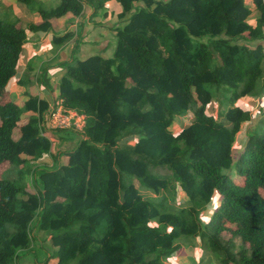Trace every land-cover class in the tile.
<instances>
[{
	"label": "trees",
	"instance_id": "obj_1",
	"mask_svg": "<svg viewBox=\"0 0 264 264\" xmlns=\"http://www.w3.org/2000/svg\"><path fill=\"white\" fill-rule=\"evenodd\" d=\"M108 1L56 0L38 7L39 24L0 18V264H21L40 234L53 252L34 264H163L181 239L197 237L219 264H264V111L247 131L235 173L223 170L251 120L234 101L253 93L264 72V0H115L129 18L117 27L112 56L62 63L57 98L84 114V130L67 132L77 141L64 165L61 153L52 166L34 165L50 152L38 123L47 104L29 96L20 106L7 89L27 31L77 18L86 6L93 19ZM220 95L228 107L218 120L206 110ZM215 191L219 203L202 223Z\"/></svg>",
	"mask_w": 264,
	"mask_h": 264
},
{
	"label": "rangeland",
	"instance_id": "obj_2",
	"mask_svg": "<svg viewBox=\"0 0 264 264\" xmlns=\"http://www.w3.org/2000/svg\"><path fill=\"white\" fill-rule=\"evenodd\" d=\"M248 2V0H247ZM56 0H36L33 4H22L20 2H17L16 0H2L0 2V18L5 19L7 22H16L17 24H21L22 22H34L36 23L38 21V17L40 16V13L37 11L39 6H42L44 9H49L55 6ZM114 9H116L117 5L119 6L120 10L116 11V13L113 15L112 12H107L105 15H103V9L99 10L96 12V16L93 18L95 21L93 22L94 27H99L102 29H98L94 34L98 32L99 37H102L103 39H112L108 45V47L113 46L116 44L117 40V27L122 28L126 23L129 18L128 13H121V6L118 2L113 1L110 3ZM110 6L109 8H112ZM256 15L253 14L249 18L250 23H254ZM69 22L73 20L74 17L69 16L66 17ZM81 19V17H80ZM92 19V20H93ZM83 22V21H82ZM82 24V23H81ZM81 26L78 27V33L81 32ZM100 32L102 35H100ZM43 37H46V39L49 41L50 48L52 51H55L56 49V43L51 42L52 40V34H44L42 35ZM241 43V41H240ZM115 46V45H114ZM26 53L24 54V60L26 59ZM99 56V55H98ZM107 56L101 55V58H106ZM109 57V56H108ZM107 57V58H108ZM35 58H32L30 60L31 62H34ZM24 62L21 63L20 68H24ZM263 66H264V61H263ZM28 73H20L19 72V64L17 66V75L13 77L9 82H8V97L12 100H21L25 96V87L20 86V87H14L13 82L17 77L23 76V78L28 77ZM42 76V75H41ZM31 77V74L29 75ZM45 76H43L44 78ZM31 91L33 92L34 95L38 94L37 93V88L35 84V78H32V83L29 87ZM28 87V89H29ZM57 94H58V87L56 88ZM234 105H237L238 107H241L243 109L248 110L251 113V120L249 122L243 123L241 126L240 131L236 134L235 141L232 145V159H233V165L224 168V171H228L232 174L235 173V167H234V162L239 154V152L242 149V146L244 144L245 138L247 136V131L251 128V123L256 119V117L259 115L260 111H264V72L263 75L260 78V81L258 83V86L256 90L248 94L244 97H241L237 100L234 101ZM228 107V100L226 97L220 95L218 99H213L211 100L210 104L207 107L206 113L211 114L215 119H222L223 118V112L224 110ZM192 116L190 114L183 116V117H177L175 120L174 125L171 127V130L174 132H177L180 130V128L186 126L190 118ZM46 119L42 122V126H46ZM17 132V131H16ZM43 132V131H42ZM50 133L49 130L45 131L43 133ZM59 132H56V136L58 137H52L56 139V141H51L50 143V152L49 154H45L42 158L37 159V161L34 162V165L38 164H43V165H48L52 166L53 163L55 164V155H58L61 153L60 157L58 158V161L60 165H64L67 162V158L65 156V151L70 149L76 144L77 141V135L75 134L72 136L71 134L67 137L63 136L61 137ZM60 151V152H58ZM54 157V159H53ZM54 160V161H53ZM52 164V165H51ZM33 165V163H32ZM13 174V171L11 172ZM25 181L27 184L28 191H31L34 193L36 191V184L33 182V177L32 173H27L25 176ZM260 194L264 197V190L260 189ZM153 196L152 194H150ZM176 201L178 202H183L184 197L182 195H177L175 197ZM219 196L216 193V191L213 193V196L211 198V201L207 205L206 209L201 213L200 220L202 223L209 217L210 213L214 210V208L217 206L219 203ZM172 201V200H171ZM170 202V200H169ZM35 235L37 234L39 236V232L35 231ZM41 239H34V247L33 251L27 254H21L20 257V262L21 264H34L35 259H40L42 256L43 252H53L52 246L50 244L49 237L47 234L41 235ZM44 236V238H43ZM181 248L174 252L170 257H168L166 260L163 261V264H219L218 258L216 254L212 251H204L201 248L199 238H194L192 240L190 239H181ZM237 243V242H236ZM247 246V245H246Z\"/></svg>",
	"mask_w": 264,
	"mask_h": 264
},
{
	"label": "crops",
	"instance_id": "obj_3",
	"mask_svg": "<svg viewBox=\"0 0 264 264\" xmlns=\"http://www.w3.org/2000/svg\"><path fill=\"white\" fill-rule=\"evenodd\" d=\"M115 0H111L106 2L103 8V15L107 12H112L114 15L116 11L120 10L117 5L116 9L110 4ZM2 2V0H0ZM56 5V3H55ZM112 6V8H109ZM38 11V9H37ZM91 9L87 8L84 10L83 14L80 17H74L71 22L68 20L69 17L65 16L60 19H51L50 26L46 30H37V31H27V37L23 44L21 57L19 60V72L20 73H28L31 74V77L20 76L17 77L14 82V87H25V96L23 99L19 101H15L20 106H23L27 101L29 96H37L39 99H43L47 104V109L52 101V99L57 98L56 88L58 87V83L65 72V68L62 63L70 61L73 57L78 59H86L90 56L94 55H105L111 57L114 50V45L109 46L106 45L112 39H103L99 37V33L94 34L98 29H102L99 27H94L92 24L95 19H90ZM38 21L34 22H22L23 25L27 23L39 24L42 22L41 17H38ZM85 18V19H84ZM83 21V22H82ZM82 23V24H81ZM81 26V32L78 33V27ZM70 32L72 36L65 40L64 42H56L54 37H61L65 33ZM44 34H52L51 42L56 43L55 51H52L50 48L49 41L46 37H43ZM100 35L102 33L100 32ZM26 55V59L24 60V54ZM106 57V58H107ZM35 58L34 62L30 63V60ZM24 62V68H20L21 63ZM17 75V71H16ZM15 75V76H16ZM42 75V76H41ZM47 79V83H45L42 78ZM35 78V84L37 88L36 95L33 94L29 87L32 83V78ZM29 87V89H28ZM21 90V87L20 89ZM47 109L42 113L45 116ZM38 111L33 110H25L23 116H39ZM44 117H40L39 125L43 122ZM71 133H62L60 136L63 138L69 136ZM44 136L48 137L50 140L51 137H57L56 132L46 133ZM58 138V137H57ZM56 140V139H55ZM51 141V140H50Z\"/></svg>",
	"mask_w": 264,
	"mask_h": 264
},
{
	"label": "built area",
	"instance_id": "obj_4",
	"mask_svg": "<svg viewBox=\"0 0 264 264\" xmlns=\"http://www.w3.org/2000/svg\"><path fill=\"white\" fill-rule=\"evenodd\" d=\"M87 8L91 9L90 6L85 7V9ZM43 117H44L43 121L46 119L47 125L42 126V123H40L39 127H40L41 135H43V133L47 130H49L50 133L52 132H59L64 134L67 132L81 133L84 130L86 123L84 114L79 113L78 111L73 109L64 108L62 104V100L59 98L52 99L45 113V116ZM54 138L51 137L50 140L56 141Z\"/></svg>",
	"mask_w": 264,
	"mask_h": 264
}]
</instances>
